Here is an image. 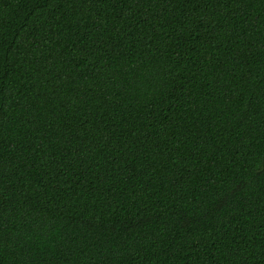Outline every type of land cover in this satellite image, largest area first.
Instances as JSON below:
<instances>
[{"label": "trees", "instance_id": "obj_1", "mask_svg": "<svg viewBox=\"0 0 264 264\" xmlns=\"http://www.w3.org/2000/svg\"><path fill=\"white\" fill-rule=\"evenodd\" d=\"M0 264H264V0H0Z\"/></svg>", "mask_w": 264, "mask_h": 264}]
</instances>
